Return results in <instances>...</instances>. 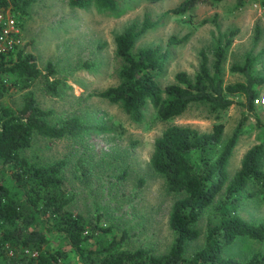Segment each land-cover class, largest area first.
<instances>
[{"label": "trees", "instance_id": "1", "mask_svg": "<svg viewBox=\"0 0 264 264\" xmlns=\"http://www.w3.org/2000/svg\"><path fill=\"white\" fill-rule=\"evenodd\" d=\"M32 1L12 0L11 9L23 18ZM124 1L69 3L76 7L94 4L101 10L113 11ZM196 1L182 0L168 11L182 14ZM6 5L0 0V7ZM153 23L146 17L140 24L129 23L115 35V52L123 61L120 80L97 95L119 103L136 120L143 118L148 103L161 119L183 113L189 103L196 101L207 102L212 110L227 108L236 101L232 94L244 96L242 104L248 112L259 105L253 100L264 76L251 73V54L247 53L241 64L230 67L243 73L245 81L223 83L222 64L237 28H228L214 38L211 62L204 49L199 51L198 68L192 77L185 70H178L174 81L162 87L156 75L171 55V47L162 49L156 44L133 50L137 36ZM258 33L256 26V38ZM180 40L171 35L168 44ZM55 72L51 62L42 70L36 55L27 51L25 45L0 55V255L4 264H264V250L253 251L246 258L225 253V248L239 236L264 242V221L250 222L238 212L245 199H264V143L259 141L247 148L231 176L227 171L228 157L242 132L246 114L227 137L222 122H215L209 130L172 123L154 139L151 167L163 176L166 188L178 194L168 213L173 238L163 252L150 245L129 249L123 246L125 230L116 236L110 233L111 226L100 223L98 217L85 218L68 209L74 194L61 175L63 159L37 163L23 154L35 134L46 138L72 137L91 127L78 116L51 123V110L37 103L30 87L40 76L44 92L50 97L59 96L61 80L49 77ZM11 87L26 89L18 106L3 99ZM256 123L264 130V122L256 118ZM80 176L88 182L83 167ZM205 212L202 243L187 253V244L201 236L195 224ZM52 234L59 235L69 248L51 246Z\"/></svg>", "mask_w": 264, "mask_h": 264}, {"label": "rangeland", "instance_id": "2", "mask_svg": "<svg viewBox=\"0 0 264 264\" xmlns=\"http://www.w3.org/2000/svg\"><path fill=\"white\" fill-rule=\"evenodd\" d=\"M180 1L125 0L109 11L94 4L72 6L69 0H33L23 18L11 11L20 27L19 47L25 45L27 51L33 52L42 70L51 62L56 72L50 79L59 78L63 85L58 97L44 92L41 76L30 87L37 103L51 110L49 121L78 116L91 126L72 137L46 138L35 134L23 154L37 163L63 159L61 175L74 194L68 209L85 218L98 217L100 223L111 226L110 233L116 236L125 230L123 246L129 249L150 245L163 252L173 238L168 213L178 194L166 188L163 176L150 164L154 139L167 125L186 124L209 130L215 122H222L227 137L246 114L242 132L228 157L229 176L239 167L247 148L259 141L264 143L263 127L256 123V118L264 122V105H255L248 112L242 104V94L230 95L236 101L224 109L212 110L205 101L191 102L183 113L168 119L159 118L148 103L141 120L132 118L119 103L96 94L120 80L123 61L115 52V35L129 23L140 24L146 17L154 23L137 36L133 50L156 44L162 49L171 47V55L156 75L160 86L174 81L178 70H185L192 77L201 49L211 62L214 38L228 28L238 30L222 64L223 83L245 81L243 73L230 67L241 64L247 53L253 56L251 73L264 76V9L255 7L250 0L240 4L237 0H198L182 14L168 11ZM171 35L181 40L168 44ZM10 78H6L7 83ZM263 84L258 85L260 90ZM25 91L11 87L3 99L18 106ZM80 166L87 171L86 183L81 179ZM206 212L195 224L201 236L187 244V253L202 243ZM238 212L250 222L264 221V199L247 198ZM49 237L51 246L69 248L59 235ZM258 250H264V242L239 236L225 248V253L246 258ZM0 264H4L1 255Z\"/></svg>", "mask_w": 264, "mask_h": 264}, {"label": "built area", "instance_id": "3", "mask_svg": "<svg viewBox=\"0 0 264 264\" xmlns=\"http://www.w3.org/2000/svg\"><path fill=\"white\" fill-rule=\"evenodd\" d=\"M6 1V6L0 7V55L3 52L17 48L20 45V27L17 20L11 14L12 0ZM252 4L264 9L262 0H250ZM254 103L264 105V84L258 94L254 97Z\"/></svg>", "mask_w": 264, "mask_h": 264}]
</instances>
